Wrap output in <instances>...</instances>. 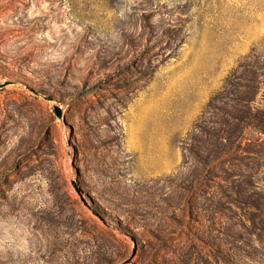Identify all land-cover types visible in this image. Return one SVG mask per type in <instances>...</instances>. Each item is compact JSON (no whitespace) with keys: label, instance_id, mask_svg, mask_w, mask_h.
Listing matches in <instances>:
<instances>
[{"label":"rangeland","instance_id":"374dc122","mask_svg":"<svg viewBox=\"0 0 264 264\" xmlns=\"http://www.w3.org/2000/svg\"><path fill=\"white\" fill-rule=\"evenodd\" d=\"M256 47L264 0H0V264H264L262 135L188 151Z\"/></svg>","mask_w":264,"mask_h":264},{"label":"trees","instance_id":"16d2710c","mask_svg":"<svg viewBox=\"0 0 264 264\" xmlns=\"http://www.w3.org/2000/svg\"><path fill=\"white\" fill-rule=\"evenodd\" d=\"M264 85V47L253 48L227 76L223 86L207 102L197 120L192 138L196 147L188 151L200 156L205 163L219 160L243 151L260 157L261 150L245 148L243 135L245 129L252 127L262 135L264 142V92L256 101ZM203 142L202 145L200 143ZM204 152L202 156L200 153ZM237 200L254 208L250 219L254 230L264 243V197L259 191L242 194ZM258 213V214H256ZM264 248V245H263ZM264 255V251H263Z\"/></svg>","mask_w":264,"mask_h":264}]
</instances>
